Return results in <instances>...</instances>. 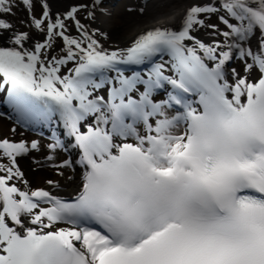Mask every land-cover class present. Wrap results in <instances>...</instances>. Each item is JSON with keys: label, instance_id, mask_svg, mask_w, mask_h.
Listing matches in <instances>:
<instances>
[{"label": "snow or ice", "instance_id": "snow-or-ice-1", "mask_svg": "<svg viewBox=\"0 0 264 264\" xmlns=\"http://www.w3.org/2000/svg\"><path fill=\"white\" fill-rule=\"evenodd\" d=\"M110 15L0 0V264H264V0Z\"/></svg>", "mask_w": 264, "mask_h": 264}, {"label": "bare ground", "instance_id": "bare-ground-1", "mask_svg": "<svg viewBox=\"0 0 264 264\" xmlns=\"http://www.w3.org/2000/svg\"><path fill=\"white\" fill-rule=\"evenodd\" d=\"M51 2L56 6L59 7L65 0H51ZM137 3H142L147 5L145 11V17H138L135 15H126V19H114L111 17L106 16L101 17L100 19L103 21L102 27L107 29L108 31V41L109 42H123V40L129 35L132 31L133 27L141 22L142 19L151 17V16H158V15H166L170 12L175 11V6L178 3V0H153L150 3H147L146 0H138ZM124 4L121 2L118 7L124 9ZM4 121L0 120V131L4 129ZM28 135V133H25ZM20 167L26 172L28 179L33 184H40L43 177L47 175L46 170L38 169L32 164V160L30 157H18Z\"/></svg>", "mask_w": 264, "mask_h": 264}, {"label": "rangeland", "instance_id": "rangeland-1", "mask_svg": "<svg viewBox=\"0 0 264 264\" xmlns=\"http://www.w3.org/2000/svg\"><path fill=\"white\" fill-rule=\"evenodd\" d=\"M136 1H138V0H120V2L119 3H117V5H115L114 7L112 6V7H110L109 9H112V14H111V16H109V17H111V18H114V19H126L127 17H126V15H128V13L127 12H125L124 11V9H122L121 10V8H119L118 7V5L121 3V2H123V3H125L124 4V8H125V5L126 4H128V3H130V2H136ZM140 1V0H139ZM153 0H146V2L147 3H150V2H152ZM105 2H112V0H105ZM146 4V3H145ZM111 12V11H110ZM130 15H132V14H130ZM106 17V16H105Z\"/></svg>", "mask_w": 264, "mask_h": 264}]
</instances>
